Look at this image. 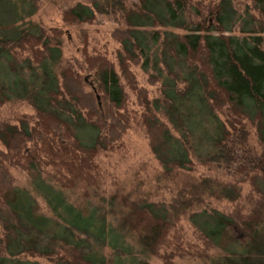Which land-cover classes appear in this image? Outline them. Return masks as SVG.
I'll list each match as a JSON object with an SVG mask.
<instances>
[{"label": "trees", "instance_id": "obj_1", "mask_svg": "<svg viewBox=\"0 0 264 264\" xmlns=\"http://www.w3.org/2000/svg\"><path fill=\"white\" fill-rule=\"evenodd\" d=\"M41 2L0 0V264H264V0Z\"/></svg>", "mask_w": 264, "mask_h": 264}, {"label": "rangeland", "instance_id": "obj_2", "mask_svg": "<svg viewBox=\"0 0 264 264\" xmlns=\"http://www.w3.org/2000/svg\"><path fill=\"white\" fill-rule=\"evenodd\" d=\"M41 4L43 6L42 11H38V12L34 13L31 16L32 19H34V20H42V21H50L49 20L50 18H56L57 12L55 11V7L53 6V4L46 3V2H44V0H42ZM62 36H63L62 37L63 43H66V44L68 43V45H69V44H72L74 42V35H73V33H72L71 30H69L67 28H64V32L62 33ZM71 46H73V45H71ZM99 101H100V98H99ZM8 111H9L8 109H5V110L2 111V113H6L5 116H8V114H7ZM1 115L4 116L3 114H1ZM131 136H132L133 145L135 146V148L137 150H142V149L145 148V142L141 138L140 135H138L136 132L135 133L132 132L131 133ZM24 147H25V150H27V147L25 145V142H24ZM33 175H35L33 172L31 174L23 173V172L22 173L21 172L18 173V179L16 181V185L17 186H22V187H27L32 193L35 194L36 199H38L37 202L39 203V206L41 208V209L40 208L38 209L39 210L38 212H40V213H42V212H44V213L45 212H48L49 210H47V206L44 203V201L41 200L40 197H38L37 192H35V191L32 190L31 177ZM258 185L262 189V191H264V180H259L258 181ZM76 204L77 205H82V206L85 205L84 202H82V201L81 202H78ZM219 204L220 203H218V205ZM231 229L234 231L235 236H237L238 238L239 237H242L243 234H244L243 230H241L240 228H238L235 225L232 226ZM128 243L130 244V247H131L130 251L133 250V252H136V250H138V247L137 246H135V245L133 246V244H131L130 242H128ZM234 247H236V246H234ZM102 249L105 251L107 248L106 249L105 248H102ZM107 252L105 251V253L107 255L109 253H112V254H110L111 255V257H110V261H111L110 264H118L117 261L119 259L120 260L122 259L123 264H139V263H137V260L140 258V256H142L140 254L138 255V253H137V256H134V257H136V259L133 260V258H132L133 255L130 254V253L129 254H126V253L125 254L124 253L119 254V252L114 253V249H111V250H109ZM113 254H114V256L112 257ZM116 256L118 257V259L116 258ZM146 259L149 260L147 257H146ZM151 262H152V260H151ZM154 262L158 263L156 260ZM174 263L175 264H204L205 262H203V261H201L199 259L176 258L175 261H174Z\"/></svg>", "mask_w": 264, "mask_h": 264}, {"label": "water", "instance_id": "obj_3", "mask_svg": "<svg viewBox=\"0 0 264 264\" xmlns=\"http://www.w3.org/2000/svg\"><path fill=\"white\" fill-rule=\"evenodd\" d=\"M87 76H88V74H86V75L84 76V79H85V80H88L89 85L91 86V88H92L93 91L95 92V95H96V98H97L98 102H100V101H99V94L96 92V87H95V85L93 84L92 80H91V79H88Z\"/></svg>", "mask_w": 264, "mask_h": 264}]
</instances>
